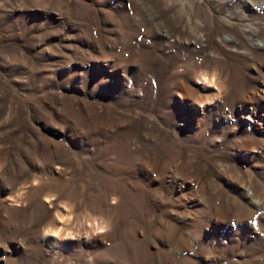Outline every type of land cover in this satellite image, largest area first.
Instances as JSON below:
<instances>
[{
	"label": "rangeland",
	"instance_id": "obj_1",
	"mask_svg": "<svg viewBox=\"0 0 264 264\" xmlns=\"http://www.w3.org/2000/svg\"><path fill=\"white\" fill-rule=\"evenodd\" d=\"M0 264H264V0H0Z\"/></svg>",
	"mask_w": 264,
	"mask_h": 264
},
{
	"label": "bare ground",
	"instance_id": "obj_2",
	"mask_svg": "<svg viewBox=\"0 0 264 264\" xmlns=\"http://www.w3.org/2000/svg\"><path fill=\"white\" fill-rule=\"evenodd\" d=\"M247 1H253V0H247Z\"/></svg>",
	"mask_w": 264,
	"mask_h": 264
}]
</instances>
